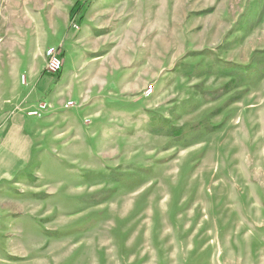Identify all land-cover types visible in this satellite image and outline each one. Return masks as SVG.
Masks as SVG:
<instances>
[{"label":"rangeland","instance_id":"obj_1","mask_svg":"<svg viewBox=\"0 0 264 264\" xmlns=\"http://www.w3.org/2000/svg\"><path fill=\"white\" fill-rule=\"evenodd\" d=\"M153 11L133 27L145 86L113 97L131 107L0 186V264H264V0ZM23 47L0 45V72ZM26 86L0 75V127Z\"/></svg>","mask_w":264,"mask_h":264},{"label":"crops","instance_id":"obj_2","mask_svg":"<svg viewBox=\"0 0 264 264\" xmlns=\"http://www.w3.org/2000/svg\"><path fill=\"white\" fill-rule=\"evenodd\" d=\"M143 1L92 0L84 8L75 6L78 0H0V45L18 40L24 44L15 67L0 75H11L17 85L24 76L27 85L17 100L19 109L0 127V186L41 164L45 148H62L63 138L94 139L103 128L98 125L90 132L88 126L103 123L110 114L116 117L117 106L131 107L113 97L145 86L143 58L149 51L134 44L133 27L147 25L149 9L154 10L153 18L163 14V0L151 5ZM74 17L79 18L77 31L70 27ZM49 46L63 51L58 74L45 72L44 51ZM43 100L51 104L50 112L43 119L28 116ZM69 100L74 107H65Z\"/></svg>","mask_w":264,"mask_h":264},{"label":"built area","instance_id":"obj_3","mask_svg":"<svg viewBox=\"0 0 264 264\" xmlns=\"http://www.w3.org/2000/svg\"><path fill=\"white\" fill-rule=\"evenodd\" d=\"M75 28H78V26H75ZM46 58H47L46 71L50 74L60 73L63 68V61L60 50L56 47L49 48L46 52ZM65 107L72 108L74 107V103L68 102ZM36 109L37 110L31 112L30 115L36 117H42L43 113L48 111L49 103L45 101L42 104H39Z\"/></svg>","mask_w":264,"mask_h":264}]
</instances>
